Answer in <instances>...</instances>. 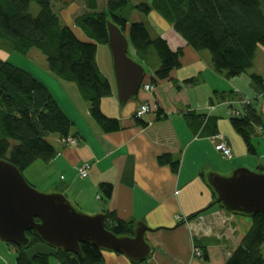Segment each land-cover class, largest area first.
Returning a JSON list of instances; mask_svg holds the SVG:
<instances>
[{"label":"crops","instance_id":"obj_1","mask_svg":"<svg viewBox=\"0 0 264 264\" xmlns=\"http://www.w3.org/2000/svg\"><path fill=\"white\" fill-rule=\"evenodd\" d=\"M93 5L96 8L93 9ZM53 8L64 25L73 27L81 39L91 40L76 25V19L86 13L105 10L106 0H55ZM165 29L158 32L155 28L154 33L166 39L172 50L183 49L181 66L172 71L170 78L159 79L157 61L151 64L139 60L146 69L143 86L137 97L123 104L118 99L113 61H100L99 51L105 44H98L97 62L113 90L111 96L103 99L102 111L108 117L116 118L121 126L113 132H105L93 118L89 103L75 83L56 75L52 78L46 57L38 49H32L26 59H22L0 40L3 59L29 71L50 90L52 82L60 86L62 96L56 100L73 122L69 137L78 139V145L70 146L63 142L64 138L50 134L48 140L58 149V154L49 162H34L23 174L36 189L63 193L84 213H103L109 216L108 222L121 219L133 223L130 237L135 236L139 223L150 229L145 233L150 246L146 259L134 261L126 254L105 249L104 264H227L253 221L219 205L202 212L215 200L206 182L207 173L229 176L239 167H264V153L261 154L255 143V153L248 151L246 142L231 122L233 110L238 108L241 112L242 106L236 103L234 108L230 107L219 94L229 92L226 88L229 81L236 99H253L243 96L241 84L232 81L242 76L230 81L218 74L204 51L189 47L171 25ZM261 50L264 53L263 46L258 53ZM27 61H39L42 68L38 70L37 62L30 65ZM257 65L255 60L254 67ZM255 73L264 78V68ZM190 79L194 82H186ZM249 80L251 90L257 91L256 99H259L263 94L250 75ZM147 84L153 85V89L146 90L144 85ZM145 101L153 105V110L138 120L135 111ZM212 103L216 104L214 108H210ZM188 113L209 114L213 120L209 122L210 129L202 130L203 120L197 117L190 120ZM213 126L232 148L231 158H224L210 140L214 135L211 134ZM257 130L263 135L264 127ZM164 154L179 161L177 171L171 164L159 162V157ZM220 159H229L233 163L224 166ZM85 163L92 166L88 176L82 177L79 168ZM102 184L112 186L109 197L102 190ZM191 215L194 217L189 219ZM180 216L187 220H179ZM40 252L50 253V250L42 243L26 250L29 257ZM52 259L55 258L52 257L50 262Z\"/></svg>","mask_w":264,"mask_h":264},{"label":"trees","instance_id":"obj_2","mask_svg":"<svg viewBox=\"0 0 264 264\" xmlns=\"http://www.w3.org/2000/svg\"><path fill=\"white\" fill-rule=\"evenodd\" d=\"M54 1L0 0V40L23 56L34 48L38 49L46 57L50 72L76 84L90 105L91 115L105 132L121 128L119 121L105 115L101 106L103 99L113 93L111 82L97 62L98 44H108L109 20L129 36L130 45L141 60L155 51L160 60L156 71L159 79L170 78L172 71L181 66L184 55L183 49L172 50L161 35L153 36L146 23L131 21L129 9L141 11L149 18L158 15L189 47L200 52L208 51L214 70L229 79L249 73L254 67L258 49L264 47V0H139L137 3L106 0L105 10L86 13L76 19V25L91 40L81 39L73 27L62 23L54 11ZM32 3L39 7L37 15L31 12ZM250 78L264 90V78L260 74L252 72ZM219 96L232 108L236 103L242 106L241 112L236 108L239 114L233 113L231 122L246 142L248 151L255 153L252 137L257 134V128L264 127V119L254 102L244 104V100L236 99L233 90ZM215 105L212 103L210 108ZM196 117L203 120L202 130L210 129L209 122L213 120L209 114L187 115L190 120ZM72 126V120L43 82L0 56V159L11 162L22 173L38 160L49 162L58 154V149L48 136L57 134L67 138ZM215 128L212 127L211 134L219 133ZM159 162L171 164L174 170H178L179 161L170 154L160 156ZM259 171L264 172V167L261 166ZM206 182L216 200L217 194L208 177ZM101 188L106 196L111 195L110 184H102ZM219 206L226 209L222 204ZM247 216L252 218V227L227 264H264V219L259 213ZM108 218L106 215L108 230L118 236L133 235V223L121 219L108 222ZM27 236L29 243L26 246L13 244L18 251L15 264H51L52 257L60 264H104L105 249L95 244H81L82 254L77 255L48 244L35 229L27 231ZM41 243L48 247L50 253L40 252L32 257L26 254V250Z\"/></svg>","mask_w":264,"mask_h":264},{"label":"water","instance_id":"obj_3","mask_svg":"<svg viewBox=\"0 0 264 264\" xmlns=\"http://www.w3.org/2000/svg\"><path fill=\"white\" fill-rule=\"evenodd\" d=\"M107 25L118 99L123 104L139 95L146 69L130 54L129 36L111 20ZM207 177L217 198L202 212L222 204L232 212L259 213L264 219V172L239 167L230 176L211 172ZM106 222L103 213L78 211L63 193L39 191L15 165L0 159L1 241L26 246L27 231L35 229L48 244L77 255L82 254L81 244L92 243L126 254L134 261L149 256L145 233L150 229L139 223L134 237L118 236L106 228Z\"/></svg>","mask_w":264,"mask_h":264},{"label":"rangeland","instance_id":"obj_4","mask_svg":"<svg viewBox=\"0 0 264 264\" xmlns=\"http://www.w3.org/2000/svg\"><path fill=\"white\" fill-rule=\"evenodd\" d=\"M132 1H133V3H137L139 0H132ZM142 1H144V0H142ZM38 10H39L38 5L36 3H32L31 4L32 14L36 15L37 13H35V12ZM128 13H129V16L131 18V21L146 23V25L150 28L153 36H155V33H154V31H152V26L154 27V30L156 28L158 30V32L161 30H164L167 25L169 26V24H167L158 15H152V17L149 18L143 12L138 11L136 9H129ZM102 47L103 48H100V51H99L100 61H113V57H112V53H111L109 45L105 44ZM131 53L132 54L134 53L133 55H135V56L132 55V57L137 61H139V60L140 61H147V62H150L151 64H153L154 61H157V65L160 64V62H159L160 60H159L157 54H155L154 50L149 52V54L147 55V58H143V60H141L140 57L137 56L136 51L133 50V47H131ZM203 53H206L207 56L210 58V61H211L210 53L208 51H204ZM15 55H17L18 57H20L22 59H26L25 56H23L21 54L15 53ZM14 61L17 64H19V61L17 59H14ZM256 61H258V65L256 68L253 67L249 73L243 74L241 78L236 79V80H232V81H238L241 84L240 90L242 92V95L250 97L249 99H253L254 106L258 109L259 113L261 114L262 118L264 119V97H263L264 90L261 89L262 87L260 85H258L260 88V92L263 93V95L259 99H256V98H258L257 91L255 89L251 90L250 80H249V75L252 72H256V70H258V71L263 70V68H264V62H262V61H264V53L262 52V50L259 51ZM36 62L38 63L39 61H27L26 63L30 64V65H35ZM37 67H38V70L42 68L39 63L37 65ZM112 69L114 71L113 62H112ZM52 75H53L52 78L55 79L56 76L54 74H52ZM114 76H115V74H114ZM49 81H52V80H49ZM230 81H231V78H230ZM231 86L232 85L229 84V81H228L226 88H228L229 91L232 90ZM50 88H51L55 98H57V100L61 99L62 90H60V86H58L56 83L52 82V83H50ZM252 140H253V143H255V145L260 149L261 154H262V152L264 153V140H263L262 131L258 130L257 134L252 137ZM220 162L224 166H226V165L228 166V165H231V163H233V161H231L229 159H226V160L220 159ZM258 168H259L258 165H253L252 169H250V170L255 171V172H260ZM223 176H225V175H223ZM38 190L43 192V193H48V192L44 191V189H38ZM77 210L80 211L79 209H77ZM80 212H82V211H80ZM82 213H84V212H82ZM84 214H87V213H84ZM245 217H247V219L252 221L251 217H249L247 215H245ZM28 250H30V249H28ZM263 253H264V247H263ZM17 256H18V251H17V248L13 244H8V243L0 240V264H15ZM51 264H60V263L57 262L55 259H52Z\"/></svg>","mask_w":264,"mask_h":264},{"label":"built area","instance_id":"obj_5","mask_svg":"<svg viewBox=\"0 0 264 264\" xmlns=\"http://www.w3.org/2000/svg\"><path fill=\"white\" fill-rule=\"evenodd\" d=\"M153 85L147 84L144 85V88L148 91L153 89ZM243 103H250V101H243ZM242 103V104H243ZM213 108V107H212ZM153 110V105L149 102V101H145L143 103H141L139 105V107L137 108V110L135 111V117L137 118H143L146 114L151 113ZM233 113L238 115L239 112L238 110L234 109ZM210 140L212 141V143L215 145L216 149L221 153V155L224 158H231L233 156V151L232 148L230 147V145L227 143L225 137L218 133L216 135H213L210 137ZM263 140H264V136H263ZM63 142L66 143L67 145L70 146H76L78 145V139L75 137H67L63 139ZM91 164L89 163H85L84 165H82L79 168V173L82 177H86L89 174V170L91 169ZM179 220L183 221V220H187V218H185L184 216H180L178 217ZM199 254V252H198Z\"/></svg>","mask_w":264,"mask_h":264}]
</instances>
